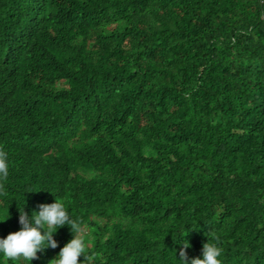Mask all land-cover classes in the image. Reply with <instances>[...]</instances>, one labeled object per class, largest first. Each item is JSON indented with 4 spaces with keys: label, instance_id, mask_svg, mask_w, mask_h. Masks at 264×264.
<instances>
[{
    "label": "trees",
    "instance_id": "trees-1",
    "mask_svg": "<svg viewBox=\"0 0 264 264\" xmlns=\"http://www.w3.org/2000/svg\"><path fill=\"white\" fill-rule=\"evenodd\" d=\"M0 149V238L57 197L93 264H264V0H0Z\"/></svg>",
    "mask_w": 264,
    "mask_h": 264
},
{
    "label": "clouds",
    "instance_id": "clouds-1",
    "mask_svg": "<svg viewBox=\"0 0 264 264\" xmlns=\"http://www.w3.org/2000/svg\"><path fill=\"white\" fill-rule=\"evenodd\" d=\"M9 174L8 154L0 149V192ZM54 194V193H53ZM19 223L22 225L19 231L10 233L6 238H0V253L6 259L17 261L23 258L31 262L38 259V252L51 246L58 247V241L54 233L65 225H69L73 238L61 248L58 256L49 261V264H93L94 257L87 253L85 237L82 235L84 228L82 222L70 216L65 204L56 197L54 203L39 205V211H35L31 217L23 209L19 208ZM208 240L202 247L200 256L189 260L187 249L191 246L185 239L183 247L179 251L182 264H222L219 259L223 249L220 246V238L215 233L207 235ZM84 260L81 261L80 257Z\"/></svg>",
    "mask_w": 264,
    "mask_h": 264
}]
</instances>
